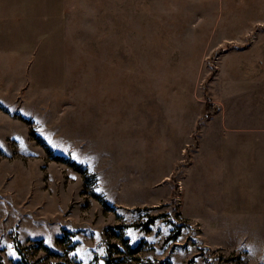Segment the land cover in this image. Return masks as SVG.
Segmentation results:
<instances>
[{
    "label": "rangeland",
    "instance_id": "1",
    "mask_svg": "<svg viewBox=\"0 0 264 264\" xmlns=\"http://www.w3.org/2000/svg\"><path fill=\"white\" fill-rule=\"evenodd\" d=\"M263 81L264 0H0V264H264Z\"/></svg>",
    "mask_w": 264,
    "mask_h": 264
},
{
    "label": "crops",
    "instance_id": "2",
    "mask_svg": "<svg viewBox=\"0 0 264 264\" xmlns=\"http://www.w3.org/2000/svg\"><path fill=\"white\" fill-rule=\"evenodd\" d=\"M264 86V81L262 82ZM263 101H258L264 107V95L261 96ZM246 128V130H245ZM232 131V136L236 139L234 145H231L230 154L238 161L246 160L251 174L256 172V175L252 176V179H247L245 184H240V186L247 187H262L264 188V125L258 127H242L241 125H232L230 128ZM246 141L243 142L242 140ZM247 145V146H246ZM234 170L237 172H242V164H237L233 166ZM253 205V206H252ZM233 207L230 206V209ZM248 212H263L264 213V192L261 197V201L254 203L251 201L250 204L241 207ZM247 217L255 218L261 217L255 214H248ZM264 217V215H263Z\"/></svg>",
    "mask_w": 264,
    "mask_h": 264
},
{
    "label": "trees",
    "instance_id": "3",
    "mask_svg": "<svg viewBox=\"0 0 264 264\" xmlns=\"http://www.w3.org/2000/svg\"><path fill=\"white\" fill-rule=\"evenodd\" d=\"M211 115H212V112L209 113L208 111L207 117H210Z\"/></svg>",
    "mask_w": 264,
    "mask_h": 264
},
{
    "label": "bare ground",
    "instance_id": "4",
    "mask_svg": "<svg viewBox=\"0 0 264 264\" xmlns=\"http://www.w3.org/2000/svg\"><path fill=\"white\" fill-rule=\"evenodd\" d=\"M229 43V42H228Z\"/></svg>",
    "mask_w": 264,
    "mask_h": 264
}]
</instances>
